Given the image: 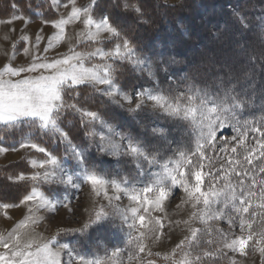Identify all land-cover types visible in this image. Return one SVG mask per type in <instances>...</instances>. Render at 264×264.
<instances>
[{"label": "snow or ice", "instance_id": "obj_1", "mask_svg": "<svg viewBox=\"0 0 264 264\" xmlns=\"http://www.w3.org/2000/svg\"><path fill=\"white\" fill-rule=\"evenodd\" d=\"M71 9L67 16L55 20H44L43 23L51 25L56 31L48 38L47 52L53 48V42L59 44L64 40L66 26L76 22L82 25L81 40L86 51L70 48L67 54L58 58L47 60L34 57L31 63L23 67H12L6 65L0 71V130H16L18 127L35 129L41 137L51 135L53 139H59L65 143V156L58 157L41 144L34 142L33 135L23 138L19 147L35 150L42 153L45 158L32 159L30 167L42 169L33 172L30 176L20 173L16 179H30L41 185H62L73 189H80L82 184L91 186V190L103 198L112 206V200H120L119 193L131 202L129 208L121 211L116 208L109 213L102 206L90 218L88 224L82 226L79 231L83 233L90 227H103L110 220L119 218L121 225L129 229V243L135 242L138 252L143 253L146 245L145 238L159 239L160 230L163 228L161 218L152 217L151 211H164L165 200L173 197L176 192L182 191L186 194L187 201L195 211L192 213L193 220H199L205 225L210 220H225L230 228L239 227V234L224 232L217 228L221 246L203 251L201 248L203 235L211 236L212 229L207 226L202 230L197 227L190 228V236L177 245L181 250V259L172 260V264H216L219 256H226L228 252H239L245 255V249L250 241L260 244L259 252L264 256V219L259 222L258 229L253 228L256 217L264 218V211L257 212L252 207V198H258V207L264 209V178L261 180L259 192L256 190L255 179L250 187L245 186L243 177L249 171L264 173V139L257 141L259 152L255 147H250L246 141L250 131L259 132L264 137V130L256 127L254 121L242 118V113L248 104L247 99L232 95L228 92L223 97H212L208 93H201L189 87L186 92L163 91L157 87L154 89H143L132 95L121 94L115 78L117 74V61L128 62L133 68H147L150 76H155L151 64L139 56L131 46L127 38L123 36L120 23L121 15H127L133 22H147L146 10L141 0H116L113 8L118 14L104 12L100 9V0H90L86 6H77V0H67L63 7ZM52 7H58L57 0H51ZM13 15L0 23L12 24L16 20H26L19 13V6L14 2L11 4ZM97 16L99 18H97ZM235 23L240 27H248L246 17L236 14ZM12 31H16L12 29ZM109 39L113 46L107 50L97 46L101 37ZM41 36H36L34 47H39ZM30 37L22 35L20 49L24 55H28V42ZM14 54L17 45H12ZM98 58L99 62H96ZM173 63L175 61H172ZM163 71L168 72L167 67ZM34 73L35 75H22ZM7 77V78H6ZM104 85L103 89L98 86ZM91 88L100 91L103 96L109 98L119 97L128 105H133L128 111L138 112L147 107V102H153V111H159L161 115L175 118L184 122L192 128V143L194 146H185L178 149L170 157L160 158L158 150L151 147L149 142H142L132 136H126L115 132L111 124L105 121L96 111L78 107L76 103H68L67 97H77L80 92ZM198 101V102H197ZM119 103V101H116ZM211 105V106H210ZM71 110L79 114L80 124L85 129L87 142L84 145L75 144L68 133L62 127V117ZM99 123L106 128L111 135L106 136L104 132L93 131ZM232 128L234 135L231 141L223 136V130ZM156 131L155 129L153 130ZM119 136V141L114 137ZM98 137V140H97ZM223 140V143L218 141ZM235 142V145H232ZM95 148L99 153H108L120 158L132 157L137 160L143 159L148 165L155 166L156 171L145 173L143 167L138 165V171L134 179L128 177H107L92 167L90 150ZM16 148L0 146V153L17 151ZM229 153L234 155L228 157L226 166L222 165V172L213 174L205 171V160H209V152ZM259 160V165H254L253 157ZM211 162V161H210ZM245 164L252 168L245 167ZM235 173L241 177L238 183L232 182L231 176ZM210 177V179H206ZM218 181L222 183H218ZM109 186L115 196L109 195ZM34 202L38 208H47L56 211L57 207H67L68 204L61 203L59 199H52L45 191L38 190L35 184L32 190L25 195L21 203ZM200 207H197V206ZM18 205L0 204V208L8 209ZM142 210V211H141ZM29 214L33 207L29 205ZM131 213V216L128 213ZM148 213V223L146 216ZM5 216L7 213L5 212ZM147 231H139L137 228ZM179 223V222H177ZM185 223H188L187 221ZM151 225V226H149ZM159 225V229L156 227ZM23 226V222L21 223ZM135 230L138 235H133ZM160 233V234H158ZM212 245L214 241H205ZM0 264H105V261L97 257L88 259L66 243H58L56 238L38 241L33 238L24 239L17 229H13L8 236H0ZM255 250V249H253ZM119 249H115V256ZM66 256L67 259H63ZM148 255H151L149 252ZM175 256L176 253L174 252ZM167 259V257H166ZM147 264H154L148 260ZM229 264H236L230 260Z\"/></svg>", "mask_w": 264, "mask_h": 264}, {"label": "trees", "instance_id": "obj_2", "mask_svg": "<svg viewBox=\"0 0 264 264\" xmlns=\"http://www.w3.org/2000/svg\"><path fill=\"white\" fill-rule=\"evenodd\" d=\"M14 2L19 6L18 14L31 21L57 18V13L49 0H14ZM115 2L116 0H100V9L116 15L118 11L113 8ZM12 3L13 0H0V19L13 15ZM141 3L146 10L147 22L136 23L127 15H121L120 23L124 38L129 40L139 56L151 64L156 73L153 76L155 84L147 81L143 74L136 73L128 63L117 62L115 78L120 88L127 92L133 90L135 92L149 85L157 87L158 80L159 88L165 92L176 89L186 92L189 87H192L212 97H223L226 92L232 95L238 94L241 99L248 100L242 118L254 121L257 128L264 130V28L261 21L264 18V0H179L176 4H168L164 0H141ZM236 14L246 17L248 27L242 28L235 23ZM110 43L112 42L104 44L107 46L106 44L110 45ZM104 44L101 47H104ZM78 49L81 48L78 47ZM235 57H240L244 64L237 73L233 68L229 69L225 61L228 59L230 62L229 59ZM211 63L213 66L210 65ZM164 67L168 69L165 74L162 73ZM170 69L173 70V75L168 74ZM66 99L68 103H76L78 107L96 111L116 129H121L122 132L128 133L139 141L149 142L145 138L153 140L156 142L155 146L150 145L158 150V154L166 153L170 156L174 148L178 150L185 146L191 147V141H189L191 128L186 124L187 122L173 121L165 117L160 120L154 116L146 117L140 114L135 116L132 113H125L91 88L81 91L77 97L70 96ZM62 127L75 144H86L85 129L80 124L79 116L71 110L62 117ZM154 129L159 130L160 137L155 135ZM30 134L33 135L34 142L51 152L56 151L58 144L56 139L54 140L51 135L41 137L35 129L28 127L0 130V145L9 149L16 148L22 139ZM261 139L264 137H261L259 132L250 131L246 143L253 147ZM258 152L259 146L257 154ZM212 153H208L207 162L215 161ZM231 155L234 154L226 156L213 174L223 171L221 166L227 165L228 157ZM90 159L96 160V166L99 163L102 164L98 155L93 154ZM253 163L259 165V160L255 159V156ZM245 167L252 168L247 164ZM17 173H29L23 159L6 166L0 165V203L8 204L9 202L14 205L28 194L30 190L28 183L10 182L9 176L11 174L15 176ZM262 178L264 173L254 169L243 177L246 187H250L252 180L255 179L258 192ZM231 179L236 184L241 177L233 173ZM252 202L256 204L253 209L258 213L264 211L257 206L258 198ZM261 219L264 218L259 215L256 217L254 229H258ZM207 226H210L213 231L211 236L203 235L201 248L198 250L201 255L205 250L214 249L218 241V234L215 232L218 227L214 223H208L201 229L202 234ZM208 239L213 240L214 244H207L205 241ZM250 244L253 246L256 242L250 241ZM258 245L261 247L260 244ZM87 250L90 252L89 249ZM223 262L222 256L216 260V264ZM262 264H264V256H262Z\"/></svg>", "mask_w": 264, "mask_h": 264}, {"label": "rangeland", "instance_id": "obj_3", "mask_svg": "<svg viewBox=\"0 0 264 264\" xmlns=\"http://www.w3.org/2000/svg\"><path fill=\"white\" fill-rule=\"evenodd\" d=\"M86 1L88 0H82L79 6H84ZM164 1L168 4H176L179 2V0H164ZM78 2L79 0L77 1V3ZM261 21H262V27L264 28V18H262ZM72 29L74 31V27H72ZM72 29L66 27L65 35L72 34ZM11 32H13L12 28H4L3 31L1 32L0 71H2L6 65H10V66L13 65V59L16 58L17 56L16 53L23 46V44H21L20 41V37L22 35L20 33H15V35H12ZM73 33L75 34L71 35L72 44L79 45V42H81L82 40H81V36L79 37L78 34H81V32H73ZM52 34L53 33H51L48 36V38ZM36 36L37 35H35L29 40L27 45L29 48V53L28 55H24L25 57H30V61H32L33 58L35 57L36 52H39V54L36 57H39L41 59L47 58V60H51L61 56V55L50 56L48 55V51L47 52L44 51L48 42L47 38L43 41H40L37 50L34 47ZM105 42H110V40L104 39L97 46L101 47ZM13 43L17 45L15 54L12 47ZM106 45L107 46H105L104 44V47H102L105 50L111 48L113 46V43H110V45L108 44ZM78 47L81 48L78 49L81 51L89 50L84 48V44L79 45ZM95 60L96 62H99L98 58H95ZM229 60L230 62H228V59L227 60L225 59V61L227 62L226 66L229 69L233 68L236 73L239 72V69L244 67V64L241 62L240 57H235L234 59L231 58ZM117 62L123 63V61H117ZM128 64L133 68L132 64L130 63ZM210 65L213 66V63H211ZM17 67H23V66H17ZM135 71L138 74L139 73L143 74V76L150 83L154 82L155 84V80L153 76L149 75L147 68H135ZM162 73L165 74L164 71ZM168 74L173 75V70L170 69ZM22 75H35V74L28 73ZM117 86L121 94L132 95L134 93V90L132 92H127L122 90L118 84ZM104 87H105L104 85L98 86V88L100 89H103ZM141 88L154 89L156 88V86L152 87L151 85H149V87H141ZM139 90L141 89L135 90V92ZM96 92H98L107 102L119 108L125 113L126 112L132 113L135 116L139 114L144 115L146 117L154 116L160 120H162V118L165 117L168 119H172L173 121H179L178 119L175 118L163 116L159 111L154 112L152 108L153 102L151 101L147 102V107H145L142 111L130 112L128 111V109L134 106L135 100L133 101V105H128L123 100H120L119 97L109 98L107 96H103L100 93V91H96ZM116 101H119V103H117ZM76 115L79 116V114ZM103 119L108 122V120H106L105 118ZM111 126L115 132L122 133L126 136H130L128 133L122 132L121 129L120 130L116 129V127L113 126L112 124ZM92 130L96 131L97 133L102 131L106 136L111 135L110 133H108L107 129L102 128L99 123H97L96 127ZM230 130L232 131L233 129L232 128L224 129L223 136L231 141V137L235 133L234 132L231 133ZM190 132L191 135L189 136V141H191L190 145L192 147L194 146V144L192 143V137H193L192 128ZM155 135L157 137H160L161 134L159 130H156ZM114 138L117 141H119V136H116ZM145 139L148 140L151 145L155 146L156 142L150 140L149 138H145ZM56 141L58 143L57 148L56 151L52 153L58 157H64L66 144L61 143L58 138L56 139ZM86 142L87 139L85 143ZM218 142L223 143V140H220ZM232 145H235V142H232ZM251 146L253 145L251 144ZM253 147L257 149L258 144H255ZM16 149L18 150L0 153V165L6 166L9 163H16L23 159L27 164V168L29 169V173L27 174L25 173L26 176H30L33 172L43 171L42 169H34L30 167V163H29L32 159L45 158L42 153H36L35 150L33 149L20 148L19 146L16 147ZM164 150L165 149H163V151ZM171 152L172 153L170 156H172L177 152L176 148H174ZM93 154L100 156L101 158L100 161L102 164L100 165L99 163L96 166V160H93L92 167H94L95 169H97L107 177L116 178L117 176H120V177H128L129 179H134L138 171V165L143 167V171L145 173H148L149 171L157 170L155 166L148 165L146 161H143V159L137 160L132 157L120 158L108 153H99L96 151L94 147L91 148L90 150V154H89L90 158L91 155ZM229 154L232 153L229 152L225 154V153H220L219 151L212 153L211 155L212 157H215V161L207 162V160H205V165H206L205 171H210L213 173V171H215V169L219 167V165L225 160V157L228 156ZM158 155L162 159L169 156L166 153L158 154ZM19 174L20 173H17L15 176L11 174L9 176L10 182L17 184H19L20 182L28 183L30 187L29 192L32 190V187L35 184V187L38 190L45 191L46 194L50 196V198L59 199L61 203L66 202L68 206L57 207L56 211L53 212L47 208H38L34 202H28L22 204L20 201L19 203L14 204V205H18V207H10L6 210L0 208V236L6 237L10 232L13 231V229H17L24 239L33 238L38 241H41V240H49L55 237L58 243L68 244L71 248L75 249L80 254L86 256L88 259H95L99 257L105 261V264H147L148 260H153L154 264H172L173 259L176 260L181 259L180 256L181 250L177 248V245L180 244V242L184 240L186 236H190V228L197 227L203 229L206 226L201 221L192 219V213L193 211H195V209L192 208L191 202H186L187 201L186 194L183 193L182 191H178L173 197H170L168 200L164 201L163 212L150 210V215L152 217L161 218L163 228L162 230H160V232H162V234L158 233L160 234L159 239H154L151 237L145 238L143 241V243L146 245L145 251L141 253L138 252L137 245L135 242L132 243L128 242L129 229L121 225V221L118 217L115 218L114 220H110L103 227H90L86 229L83 233L79 231H74L77 229H81L82 226L88 224L90 218L94 217L95 212L99 210V208L102 206L109 213H112L116 208H119L121 211L127 210L131 202L128 201V199L124 196L123 193H119V194L115 193L113 192L111 186H109V195L115 196L118 194L121 196L120 200L113 199L111 202L112 206L110 207L109 202L103 198V193H101L100 196H96V194L91 190V186L88 184H82V186L78 190L73 189L71 187H64L62 185H51V186L41 185L34 181H31L30 179H25L22 181L16 179V177ZM206 179H210V177H206ZM218 183H222V182L218 181ZM4 197H6V195ZM255 199L257 198L256 197L252 198V201ZM0 204H7V203H0ZM30 204L33 207V212L31 214H29L28 211ZM255 205L256 204L252 202V207L250 208V210H253V207H255ZM197 207L200 206L198 205ZM5 212L7 213V216H5ZM142 214L146 216L145 223L147 224L148 223L147 218L149 214L143 212ZM128 215L131 216V213L129 212ZM186 221L188 223H185ZM22 222H23V226H21ZM208 223H214L219 229L223 230L224 232H228L230 234L235 233L237 235L239 234L238 225L234 229L230 228L225 220L222 219L210 220L207 222V224ZM156 227L159 229V225H157ZM137 228L139 229V231H147V229L140 228L139 223H137ZM132 234L138 235V232L133 230ZM221 243L222 242L220 241L218 236L216 247L221 246ZM259 248L260 246L257 243L252 246V244H250L249 242L248 247L245 249L246 252L245 255H240L239 252H235V253L228 252L226 249H224L227 255L222 256L224 262L221 264H229V261L233 259L235 260L236 264H262V255L259 252ZM87 249H89L90 252H88ZM115 249H119V252L117 255L113 256L112 252ZM3 252L4 249L0 248V253ZM149 252L151 253V255H148ZM174 252L176 253L175 256L173 255ZM62 258L67 259L66 256H63V254H62Z\"/></svg>", "mask_w": 264, "mask_h": 264}, {"label": "crops", "instance_id": "obj_4", "mask_svg": "<svg viewBox=\"0 0 264 264\" xmlns=\"http://www.w3.org/2000/svg\"><path fill=\"white\" fill-rule=\"evenodd\" d=\"M78 1V0H77ZM50 4H51V0H49ZM67 0H57L58 3V7H52L53 10L57 13V18H60L62 16H67L68 12L71 9V5L68 6V8L63 7V4L66 3ZM82 2V0H79V2L77 3V6L80 5V3ZM90 3V0L85 2V5H88ZM25 17V16H24ZM11 18V17H9ZM9 18H5V19H0V20H6ZM26 18V17H25ZM26 20L30 21L28 23H26L23 20H16L14 23L12 24H7V23H0V36H1V32L3 31L4 28H12L15 29L16 31L11 32L12 35H15V33H20L21 35H27L30 37V39L32 37H34L35 35H40L41 36V41L45 40L46 38L48 39V36L56 31L55 29H53L51 27V25H46L43 23L44 20H29L28 18H26ZM66 27H68L69 29L72 27H74V31L72 29V34L74 35L75 33L73 32H82V25L76 22H73L69 25H67ZM52 34V35H53ZM72 34H66L64 36V40L62 42H60L59 44H56V42H53V48L48 50V55L50 56H57V55H63L66 54L70 48H75L76 50L78 49L77 47L79 45H83L84 43L81 41L79 42V45H74L72 44V39H71V35ZM78 36L80 37L81 34H78ZM102 41L106 38H104L103 36L100 38ZM25 45H23L22 47H24ZM37 50L38 48L35 47ZM16 58L13 59V65L14 67L17 66H26L27 64H29L30 61V57H25L24 54L19 50L17 53ZM39 54V52H36L35 57Z\"/></svg>", "mask_w": 264, "mask_h": 264}]
</instances>
